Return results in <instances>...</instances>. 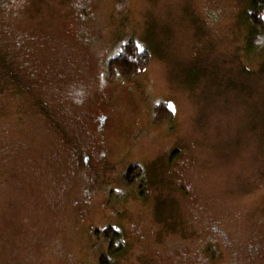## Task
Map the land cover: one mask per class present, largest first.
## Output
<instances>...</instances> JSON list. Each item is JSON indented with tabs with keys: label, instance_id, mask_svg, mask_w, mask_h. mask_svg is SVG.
<instances>
[{
	"label": "rangeland",
	"instance_id": "374dc122",
	"mask_svg": "<svg viewBox=\"0 0 264 264\" xmlns=\"http://www.w3.org/2000/svg\"><path fill=\"white\" fill-rule=\"evenodd\" d=\"M3 1L0 264H100L111 225L115 264H264V39L250 42V0H83L93 48L77 38L82 0ZM131 39L150 64L107 84L115 113L98 130L88 110ZM161 102L175 111L157 124ZM94 148L106 155L86 163Z\"/></svg>",
	"mask_w": 264,
	"mask_h": 264
},
{
	"label": "trees",
	"instance_id": "16d2710c",
	"mask_svg": "<svg viewBox=\"0 0 264 264\" xmlns=\"http://www.w3.org/2000/svg\"><path fill=\"white\" fill-rule=\"evenodd\" d=\"M253 31L250 42L252 46L260 45L264 39V0H250V12L248 14ZM256 33V34H255ZM260 42V43H259ZM151 61V53L147 49H141L134 40H128L122 45L118 55L108 61L109 79L116 81L117 77L134 79L144 73ZM173 115L170 107L161 102L156 106L155 123L162 124ZM144 176L143 167L139 164L132 165L125 172V181L133 184L136 179ZM102 237L110 243L109 249L101 256L100 264H115L114 253L124 247L121 233L114 226L107 227ZM114 259V261H113Z\"/></svg>",
	"mask_w": 264,
	"mask_h": 264
},
{
	"label": "flooded vegetation",
	"instance_id": "af4514ba",
	"mask_svg": "<svg viewBox=\"0 0 264 264\" xmlns=\"http://www.w3.org/2000/svg\"><path fill=\"white\" fill-rule=\"evenodd\" d=\"M84 2L82 0V4H81V16H82V24L81 26L78 27V33H77V38L79 40V43L81 44V46L83 48H93L94 46L96 47V34L95 32L92 30V12L90 10V7L86 4L84 5ZM9 0H4L3 4L4 5H8ZM91 21V22H90ZM90 31H92V33H90ZM15 39L17 40L18 45H21L22 49L28 51L29 47H31L30 45L26 44V40H28L27 42L30 41L29 37H25V36H15ZM96 49V48H95ZM104 49V48H103ZM101 49V51L103 50ZM113 49V48H112ZM111 49V50H112ZM97 50V49H96ZM107 50V49H105ZM111 50L109 48V52L106 53L108 56L111 55ZM104 53V52H103ZM107 56V57H108ZM107 59H105V63H106ZM117 80V79H116ZM102 81H104V83L106 85H104L101 90H99V92L97 93V103H98V108L95 111H90L88 110V116H95V122L98 123V130L104 129V127L106 126L108 119H110V116H113V113H115V108L113 107L114 104V96H113V92H110L108 90L107 84H111V83H115L116 81H111L109 79L108 75H105V77H103ZM117 90V89H116ZM102 91V92H101ZM105 104L106 107H109L110 104L112 105V107L110 106L106 112H104L102 110V105ZM100 132V131H99ZM100 134V133H99ZM103 137V134L101 135L100 139ZM102 140V139H101ZM106 141V140H105ZM105 141H102V143H105ZM94 154H92V156L90 154H88L85 157V162L86 163H90L89 161H93L94 158L96 159V157L104 156L106 155V150H101L98 148H94ZM103 233V231H102Z\"/></svg>",
	"mask_w": 264,
	"mask_h": 264
},
{
	"label": "snow or ice",
	"instance_id": "6c2138e0",
	"mask_svg": "<svg viewBox=\"0 0 264 264\" xmlns=\"http://www.w3.org/2000/svg\"><path fill=\"white\" fill-rule=\"evenodd\" d=\"M173 111H175L174 107L172 108Z\"/></svg>",
	"mask_w": 264,
	"mask_h": 264
}]
</instances>
